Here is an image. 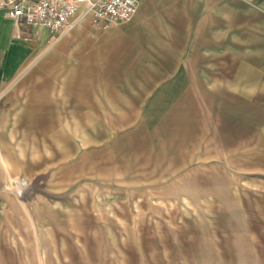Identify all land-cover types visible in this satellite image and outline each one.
<instances>
[{"label":"rangeland","instance_id":"1","mask_svg":"<svg viewBox=\"0 0 264 264\" xmlns=\"http://www.w3.org/2000/svg\"><path fill=\"white\" fill-rule=\"evenodd\" d=\"M224 13L157 95H97L70 31L36 61L0 111V264H264V0Z\"/></svg>","mask_w":264,"mask_h":264},{"label":"crops","instance_id":"2","mask_svg":"<svg viewBox=\"0 0 264 264\" xmlns=\"http://www.w3.org/2000/svg\"><path fill=\"white\" fill-rule=\"evenodd\" d=\"M229 2L141 0L130 19L107 27L84 17L67 31L77 38L74 53L81 57L78 68L81 72L83 55L89 54L90 70L96 71L101 81L96 90H103L96 94L106 96L157 95L161 93L162 81L198 79L197 65L204 50L210 47L199 37L219 26L218 19L220 15L225 16ZM214 18L217 27L211 24ZM50 38L45 27L11 17L9 6L0 0V111L5 110L2 106L9 103L14 91L34 86L37 60L43 64L56 58L52 54L68 57L67 39L50 47ZM113 79L118 80V85L123 79L149 82L148 87L137 84L131 91L115 92L107 87L113 85ZM76 81L81 85V74Z\"/></svg>","mask_w":264,"mask_h":264},{"label":"built area","instance_id":"3","mask_svg":"<svg viewBox=\"0 0 264 264\" xmlns=\"http://www.w3.org/2000/svg\"><path fill=\"white\" fill-rule=\"evenodd\" d=\"M141 0H5L9 15L34 26L45 27L52 38L72 29L79 20L89 17L107 27L130 19Z\"/></svg>","mask_w":264,"mask_h":264}]
</instances>
